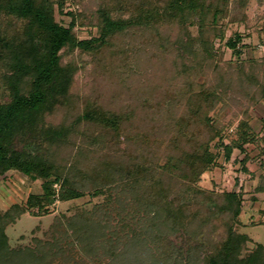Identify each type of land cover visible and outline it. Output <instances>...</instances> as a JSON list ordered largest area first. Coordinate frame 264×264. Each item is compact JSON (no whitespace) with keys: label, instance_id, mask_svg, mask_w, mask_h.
<instances>
[{"label":"trees","instance_id":"16d2710c","mask_svg":"<svg viewBox=\"0 0 264 264\" xmlns=\"http://www.w3.org/2000/svg\"><path fill=\"white\" fill-rule=\"evenodd\" d=\"M67 2L0 0V175L17 169L43 180L42 192L0 208V264H97L104 256L107 264H168L170 234L178 229L190 234L194 227L204 233L208 225L219 229L213 236L204 233L214 240L212 246L186 264H264V242L256 241L245 253L251 237L235 229L243 193H216L199 185L222 154L232 160L234 150H246L247 143L264 153V117L260 134L249 106L230 142L210 114L230 95L250 104L264 102V58L252 55L225 66L214 52L229 24L247 21L248 0H239L237 10L230 0H97L89 15L65 11ZM57 12L71 15L68 25L57 20ZM20 21L22 28L13 29ZM77 24L96 26L98 33L79 38ZM172 24L179 28L176 33L164 30ZM191 24H199L195 35ZM137 30L154 51L148 43L138 46L148 64L146 86L136 98L156 116H139L136 103L127 110L84 96L78 104L81 97L70 95L78 64L63 63L62 50L93 52L101 63L118 54L116 43ZM239 41L238 33L226 40L237 58L243 51ZM140 65L137 59L130 69ZM179 80L186 88L179 91L182 107L160 96L163 90L175 93ZM59 106H65L62 119L47 122ZM249 158L247 152L240 160L245 171ZM260 175L257 191L264 190ZM87 193L104 196L97 212L57 216L51 238L10 245L6 226L23 213L35 207L45 212L56 200Z\"/></svg>","mask_w":264,"mask_h":264},{"label":"rangeland","instance_id":"374dc122","mask_svg":"<svg viewBox=\"0 0 264 264\" xmlns=\"http://www.w3.org/2000/svg\"><path fill=\"white\" fill-rule=\"evenodd\" d=\"M238 1L230 0L231 8L237 10ZM96 2L97 0H81L78 2L68 0L65 11L69 9L79 12L85 11L86 15H89L90 11L94 9ZM243 9L247 10V21L229 24L224 38H217L216 46L214 45L217 59L225 66H228L229 61L242 63L243 60L249 59L252 55L257 58H264V47L256 46L257 44L254 41V39H257V35L262 36V33H264V0H248L244 4ZM56 18L61 23L68 25L71 15L57 12ZM85 20L88 19L86 18ZM21 28L22 22L20 21L13 29ZM74 29L79 38H90L98 33L97 27L92 25L82 26L77 24ZM178 29L176 24H172L165 27L164 30L176 33ZM189 30L195 35L199 30V24H191ZM142 33V31L137 30L133 32V35H125L116 43L118 48L115 51L118 50V54L114 55L110 52V57L105 58L101 63L99 62L101 59L99 54L95 55L93 52L82 51L79 48L62 50L63 63L73 62L78 64L70 88L71 96L81 97L77 99L78 104H82L84 96L91 97L103 106L114 108L122 106L127 110H132L134 108L133 103H136L134 106L135 110L141 113L139 116L143 114L156 116L154 113H146L141 108L143 102H140L139 99L142 98H136V95H140V91L142 92V85L146 86L144 65L148 64V62L144 59L145 52H142L143 50L139 49L138 46L148 42L146 41V36L142 35ZM237 33L241 35V41H239L238 46L243 49L239 58L233 53L232 48L226 44V40L230 36L236 37ZM146 46L151 49V53L154 51L151 42ZM185 53L189 54V51H185ZM137 59L140 60L143 67L140 65V69H136L133 72L130 69V65L136 62ZM138 77L140 79L137 82ZM204 79L207 80V78L202 77L201 81ZM176 87L175 93L163 90L160 96L164 95L170 102L174 101L178 104V107H182L184 102L183 98L179 97V91L186 88L183 87V83L180 80L176 82ZM149 104L151 103L149 102ZM247 106H249V112L252 116L251 123L253 127L261 134L262 119L264 117L263 101L258 104H250L247 98H238L230 95L228 102L220 101L211 111V116L224 126L225 142H230L237 138V128L244 117L243 111L247 109ZM64 111L65 106H59L53 113L47 115V122L60 121L64 116ZM245 148L246 150L236 148L232 154V160H226L223 154L220 155L218 165L202 175L199 185L216 193H223L233 189L243 193L242 211L238 216V221L235 223V229L239 232L247 233L251 237V240L246 245L245 253H247L249 249L254 247L256 241L264 242V190H256L261 180L260 174H264V166L262 164L264 153H260L259 146L254 143H247ZM213 149L216 150L214 145ZM247 152L250 156L246 162L249 170L245 171L240 160ZM42 182L43 180L40 178L33 180L17 169H9L6 173L0 175V208L5 210L14 203H25L30 193L42 192ZM103 200L104 196H92L87 193L79 198L56 200L48 205L45 212H39L38 207H35L32 211L34 213L39 212V214L27 211L15 222L6 226L9 243L12 247H16L33 244L35 237L49 239L52 237L50 225L54 222L55 217L62 215L71 216L85 210L97 212L99 209L96 204ZM208 226L210 233L207 229H204L205 234H207L205 231H208L211 236L219 233V229L215 230L211 225ZM192 233L193 235L190 236ZM192 233L189 234L185 230L178 229L170 234L168 239L173 243V255L168 264H186L191 255L202 254L206 248L210 249L212 246L211 242L214 241L212 238L210 239L211 236L208 235L205 239V234L196 230L195 227ZM107 262L108 258L105 256L97 260V264H107ZM71 264L78 263L71 262Z\"/></svg>","mask_w":264,"mask_h":264},{"label":"crops","instance_id":"0c3cea01","mask_svg":"<svg viewBox=\"0 0 264 264\" xmlns=\"http://www.w3.org/2000/svg\"><path fill=\"white\" fill-rule=\"evenodd\" d=\"M254 41L257 44L256 46H259V47L261 46V48H263L264 47V33H262V36L257 35V39H254ZM254 46H255V44H254Z\"/></svg>","mask_w":264,"mask_h":264}]
</instances>
